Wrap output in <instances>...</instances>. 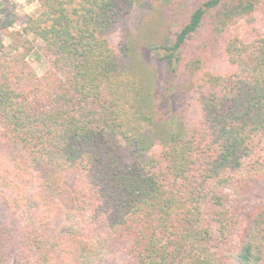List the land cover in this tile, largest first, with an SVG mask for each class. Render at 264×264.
Instances as JSON below:
<instances>
[{"label":"trees","instance_id":"trees-1","mask_svg":"<svg viewBox=\"0 0 264 264\" xmlns=\"http://www.w3.org/2000/svg\"><path fill=\"white\" fill-rule=\"evenodd\" d=\"M32 1L14 50L0 10V264H264V31L235 33L264 0H194L155 49L193 81L171 123L107 39L162 0Z\"/></svg>","mask_w":264,"mask_h":264},{"label":"rangeland","instance_id":"rangeland-1","mask_svg":"<svg viewBox=\"0 0 264 264\" xmlns=\"http://www.w3.org/2000/svg\"><path fill=\"white\" fill-rule=\"evenodd\" d=\"M194 0H162L152 10L134 8L107 35L112 49L128 48V56L138 79L153 91L159 109L157 115L171 123L172 120H187L193 114L191 91L193 81L183 68L168 77L167 68L157 61L155 49L165 44L178 25L185 19ZM37 4L32 0H0V10H5L17 19L16 24L2 33V39L9 50L21 46L24 39L21 28L23 21L32 15ZM249 25L241 22L235 26V33L247 37L254 29L264 31V16L256 15ZM29 39H32L31 37ZM220 38L205 37L199 50L209 63L218 60L221 54ZM35 73L42 76L47 63L37 48L28 57ZM204 61H206L204 59ZM207 62V61H206ZM192 108V109H191ZM191 109V112L189 111ZM157 117V118H158ZM8 264H14L13 259Z\"/></svg>","mask_w":264,"mask_h":264}]
</instances>
